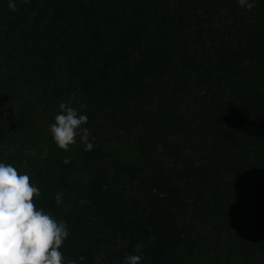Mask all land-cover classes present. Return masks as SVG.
<instances>
[{
  "label": "trees",
  "instance_id": "obj_1",
  "mask_svg": "<svg viewBox=\"0 0 264 264\" xmlns=\"http://www.w3.org/2000/svg\"><path fill=\"white\" fill-rule=\"evenodd\" d=\"M8 3L0 162L68 225L63 264H264V0ZM62 102L91 151L54 144Z\"/></svg>",
  "mask_w": 264,
  "mask_h": 264
},
{
  "label": "clouds",
  "instance_id": "obj_2",
  "mask_svg": "<svg viewBox=\"0 0 264 264\" xmlns=\"http://www.w3.org/2000/svg\"><path fill=\"white\" fill-rule=\"evenodd\" d=\"M237 4L251 10L255 0H237ZM8 9L16 10L14 0H9ZM87 122L86 115L60 103L55 122L49 125L57 148L67 151L79 137L84 151H91L94 145L90 142V130L84 127ZM39 195V188L30 183L28 174H18L12 165L0 162V264H63L59 249L69 235L68 225L34 206L33 197ZM55 200L60 205L61 195ZM134 251L138 252L139 247ZM141 260L140 255H127L123 264H140Z\"/></svg>",
  "mask_w": 264,
  "mask_h": 264
},
{
  "label": "rangeland",
  "instance_id": "obj_3",
  "mask_svg": "<svg viewBox=\"0 0 264 264\" xmlns=\"http://www.w3.org/2000/svg\"><path fill=\"white\" fill-rule=\"evenodd\" d=\"M84 179L83 173L81 172L80 168L77 167L75 171L71 175V182H82Z\"/></svg>",
  "mask_w": 264,
  "mask_h": 264
}]
</instances>
